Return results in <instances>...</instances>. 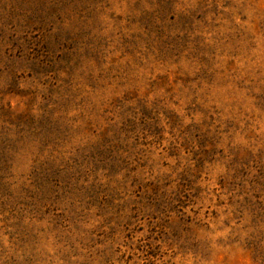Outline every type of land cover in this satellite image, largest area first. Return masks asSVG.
<instances>
[{
	"label": "rangeland",
	"instance_id": "obj_1",
	"mask_svg": "<svg viewBox=\"0 0 264 264\" xmlns=\"http://www.w3.org/2000/svg\"><path fill=\"white\" fill-rule=\"evenodd\" d=\"M0 264H264V0H0Z\"/></svg>",
	"mask_w": 264,
	"mask_h": 264
}]
</instances>
